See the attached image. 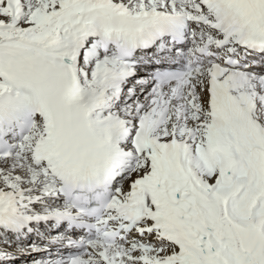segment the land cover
Instances as JSON below:
<instances>
[{
	"label": "snow or ice",
	"instance_id": "obj_1",
	"mask_svg": "<svg viewBox=\"0 0 264 264\" xmlns=\"http://www.w3.org/2000/svg\"><path fill=\"white\" fill-rule=\"evenodd\" d=\"M0 264H264V0H0Z\"/></svg>",
	"mask_w": 264,
	"mask_h": 264
}]
</instances>
